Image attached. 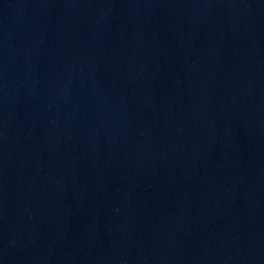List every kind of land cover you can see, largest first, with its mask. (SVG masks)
Masks as SVG:
<instances>
[{
    "label": "water",
    "instance_id": "water-1",
    "mask_svg": "<svg viewBox=\"0 0 264 264\" xmlns=\"http://www.w3.org/2000/svg\"><path fill=\"white\" fill-rule=\"evenodd\" d=\"M0 264H264V0H0Z\"/></svg>",
    "mask_w": 264,
    "mask_h": 264
}]
</instances>
